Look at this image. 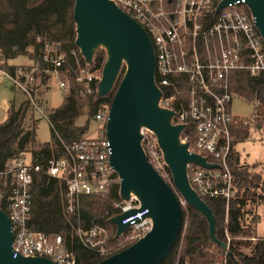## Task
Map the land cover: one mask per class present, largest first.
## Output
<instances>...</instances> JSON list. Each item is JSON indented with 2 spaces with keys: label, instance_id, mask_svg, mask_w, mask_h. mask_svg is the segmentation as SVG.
Returning a JSON list of instances; mask_svg holds the SVG:
<instances>
[{
  "label": "built area",
  "instance_id": "1",
  "mask_svg": "<svg viewBox=\"0 0 264 264\" xmlns=\"http://www.w3.org/2000/svg\"><path fill=\"white\" fill-rule=\"evenodd\" d=\"M112 1L144 29L151 42L154 82L161 91L159 106L174 111L172 124L184 125L180 140L188 143L189 152L217 165L205 168L188 163L189 185L202 199L218 197L228 204L238 196L229 164L236 145L231 127L238 120L246 123L244 117L231 112V101L238 95L229 90L228 75L236 70H247L251 76L264 71V40L246 0ZM225 1L226 4L221 6ZM35 42L44 69L28 70L18 66L14 75L2 72L9 77L13 88L25 97L29 109L48 119L44 105L35 93L36 77L42 73L58 77L65 53L55 42L41 36H37ZM100 75L88 68L80 69L76 82L81 83L83 92L91 93L92 85ZM59 88L63 92L69 91V85L62 80ZM167 90L172 93L167 95ZM178 95L186 97L178 98ZM108 114L109 107H103L94 115L93 119L98 122L95 135L64 144L66 156L51 157L41 163L39 157L24 151L0 170V208L11 224L14 257L40 256L55 264H76L74 254L66 248L61 235L47 234L29 226L31 186L39 172L63 178L65 208L69 212H76L81 195L107 193L110 185L118 181L109 160ZM155 146H158L156 141L152 148ZM160 156L162 158L161 151ZM115 206L122 213L139 207L140 203L131 195L129 200L122 199ZM146 211L122 221L123 224L129 223L120 235L125 238L126 247L150 229V218L142 217ZM129 230L137 233L128 235ZM105 231L98 226L88 231L81 227L76 229L81 241L90 247H96L90 237ZM99 251L104 255L100 248ZM227 252L228 247L224 249V253Z\"/></svg>",
  "mask_w": 264,
  "mask_h": 264
},
{
  "label": "trees",
  "instance_id": "2",
  "mask_svg": "<svg viewBox=\"0 0 264 264\" xmlns=\"http://www.w3.org/2000/svg\"><path fill=\"white\" fill-rule=\"evenodd\" d=\"M74 3L75 0H0V69L14 75L17 66L10 65L7 61L20 55L28 56L38 65V69H44L45 64L35 42V38L41 36L55 42L57 48L65 53L64 64L59 70L60 76L68 79L70 84L62 104L47 112L51 130L50 140L47 142L41 143L36 139L35 119L28 129H23L29 109L28 102L22 100L17 104L15 98L10 100L6 119L0 122V170L24 151L39 157L41 163L51 157L66 156L64 144L82 139L87 131L88 118H93L103 107H110L125 67L121 68L107 95L97 96L98 79L93 83L91 93L82 91L81 83L76 82L79 70L88 68L89 71L100 74L106 52L103 48H97L91 63L86 64L75 45ZM227 83L230 91L253 105L250 119L246 123L238 120L231 127L237 144L249 138L251 125L264 132V71L251 76L247 70H236L228 75ZM170 93L172 91H166L167 95ZM81 115H87L88 118L83 125H78L76 120ZM143 148L145 152H149L145 143ZM155 150L160 155L158 146H155ZM229 164L238 196L228 204L218 197L203 198L215 217V236L227 245L228 252L225 254L221 246L211 241L205 217L186 204L185 209L181 208V231L173 247L159 264H214L216 252L223 255L221 264H264V237L255 236L257 217L253 215L248 222L244 218L248 202H264V175L255 169L256 163L241 162L236 149L231 154ZM164 169L170 177L171 173L166 165ZM114 176L117 177L116 174ZM31 187L29 226L47 234L61 235L66 248L74 254L76 264H97L120 251L117 249L106 256L101 255L99 247L85 245L76 233L77 227L88 231L91 227L98 226L107 228L110 232L107 240L109 243L120 240L115 234V225L109 221L120 212L115 206L122 201L118 181L112 183L104 195H81L76 212H69L65 208L63 178L39 172L35 174Z\"/></svg>",
  "mask_w": 264,
  "mask_h": 264
},
{
  "label": "water",
  "instance_id": "3",
  "mask_svg": "<svg viewBox=\"0 0 264 264\" xmlns=\"http://www.w3.org/2000/svg\"><path fill=\"white\" fill-rule=\"evenodd\" d=\"M255 25L264 40V0H246ZM226 1L221 4L223 6ZM73 19L76 25L75 45L90 64L95 50L102 47L106 60L98 80L97 96L113 88L121 68L124 74L113 95L106 123V137L111 146L110 164L119 179V196L129 200L134 195L140 206L109 219L120 236L129 223L122 221L147 210L150 229L134 243L107 256L97 264H159L173 247L182 226L179 197L147 159L141 141L142 129L156 137L173 185L184 202L203 215L212 242L227 247L215 236V217L207 203L189 185L188 163L205 168L199 154L188 151L180 140L183 124H172L174 111L159 106L161 91L154 82V53L144 29L112 0H75ZM11 224L0 208V264H55L46 257L13 256Z\"/></svg>",
  "mask_w": 264,
  "mask_h": 264
},
{
  "label": "rangeland",
  "instance_id": "4",
  "mask_svg": "<svg viewBox=\"0 0 264 264\" xmlns=\"http://www.w3.org/2000/svg\"><path fill=\"white\" fill-rule=\"evenodd\" d=\"M98 48L101 49L102 47ZM7 63L28 70H32V68H38V65L34 63L33 60L29 59L26 55H20L13 59H9ZM36 78L37 79L35 81L34 89L39 101H42L44 105V112L47 113L49 109L60 106L62 104L65 92H63L59 88V81L62 80L65 82L66 85H70L69 80L63 78L60 75L56 77L53 74L50 75L46 73H42ZM43 79H45V81H43ZM12 98H15L16 103L18 104L19 102L24 100L25 97L19 91L13 88L12 82L9 77L5 75L2 70H0V122H3L6 119L7 109ZM231 112L240 117H244L245 120H249L253 113V105L251 102L245 100L242 97L234 96L231 101ZM87 118V115H81L77 118L76 124L83 125L86 122ZM33 119H35L36 139L41 143L49 141L51 133L49 121L46 117L42 116L38 112L35 113L31 109H28L24 120L23 129H28ZM88 121V127L86 133L84 134V137L95 135V129L98 127V122L95 121L93 118H88ZM249 133L250 135L247 140L238 142L236 144V150L241 155V160L245 161V163L253 164V161H259L256 162L257 165L255 169L259 170L262 175H264V132L261 129H257L254 125H251ZM155 141V135L150 130L144 128L143 140L141 141V144L143 145V143H145V147L149 149V154L147 152L146 153L148 154L151 164L162 176V178L176 192L181 203V208L185 209L187 205L176 190V188L174 187L171 174L169 177L164 169L165 163L163 158H160V155L155 152L156 150L153 151L155 148H152V144ZM252 209L253 203L249 202L245 206L246 215L244 216V218L247 217L248 221V217L251 216V213H253ZM259 213L261 214L260 229L262 232H264V206L261 210H259ZM135 233H133L132 230L128 231V235ZM109 235L110 232L106 228L105 233H96V235L90 237V240L93 245H96V247H99L101 251L104 252V256L108 255L114 250L124 249L127 243L125 241V238L120 236V240L116 241V243H109L107 241L109 239ZM214 257L216 260L214 264H221L223 255L221 253L216 252Z\"/></svg>",
  "mask_w": 264,
  "mask_h": 264
},
{
  "label": "crops",
  "instance_id": "5",
  "mask_svg": "<svg viewBox=\"0 0 264 264\" xmlns=\"http://www.w3.org/2000/svg\"><path fill=\"white\" fill-rule=\"evenodd\" d=\"M235 149H236V145H235ZM240 160H241V155H240ZM241 162H245V161L241 160ZM253 162L256 163V162H259V161H253ZM263 206H264V202H259L257 204H253V209H252L253 213H251V216L248 217L249 220L251 219V217L253 215H255L257 217V222H256V224L254 226V229H255V236H258V237H264V232H262L261 229H260L261 214L259 213V210H261L263 208ZM245 221L248 222L247 217H245Z\"/></svg>",
  "mask_w": 264,
  "mask_h": 264
}]
</instances>
